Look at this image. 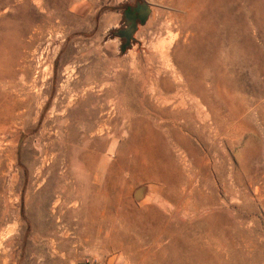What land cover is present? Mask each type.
<instances>
[{"label":"rangeland","instance_id":"374dc122","mask_svg":"<svg viewBox=\"0 0 264 264\" xmlns=\"http://www.w3.org/2000/svg\"><path fill=\"white\" fill-rule=\"evenodd\" d=\"M129 87L180 110L181 144L113 107ZM112 255L264 264V0H0V264Z\"/></svg>","mask_w":264,"mask_h":264},{"label":"bare ground","instance_id":"6f19581e","mask_svg":"<svg viewBox=\"0 0 264 264\" xmlns=\"http://www.w3.org/2000/svg\"><path fill=\"white\" fill-rule=\"evenodd\" d=\"M118 77V76H116ZM181 78V75H180ZM150 82V81H149ZM172 85L167 83L166 81H159L158 82V88L159 91L167 93L171 90ZM117 91V89H116ZM137 98L136 96H134V91L133 89H131V87L127 88V90L124 93V97L122 100H120L119 102H112L113 107H117L120 111V114L123 112H126L128 114L129 121H130V117L133 118V115H145L146 113H148L147 111H151L153 114L158 110V117L157 120H155L154 122H152V126L156 129V128H160V131H158V133L161 135L162 138H169L165 141V145L169 146L170 145H174L172 143L171 140H180V144H181V138L179 135L181 134V119H183L181 117V112L179 109L176 108H172L171 110H160L159 105L156 104L155 101H153V99L150 98H140V99H135ZM117 100V99H116ZM71 104V103H70ZM111 104V103H110ZM169 105V104H168ZM71 106V105H70ZM181 108V107H180ZM12 116V115H11ZM10 116V117H11ZM146 118V116H145ZM184 123V120H183ZM131 126V124H130ZM104 127V126H103ZM96 129V128H95ZM129 129V128H128ZM101 130V129H100ZM95 131V130H94ZM90 132V127H87L84 131V133ZM96 133V131H95ZM98 133V132H97ZM93 134V133H91ZM97 135V134H96ZM99 135V134H98ZM97 135V136H98ZM179 137V138H178ZM89 138V137H86ZM177 138V139H176ZM213 143V142H212ZM178 144V145H180ZM182 152V151H181ZM180 153V152H179ZM181 158V157H180ZM181 160V159H180ZM179 160V161H180ZM183 160V159H182ZM225 161V160H224ZM185 162V161H184ZM91 164V163H90ZM183 164V162H182ZM184 165V164H183ZM215 182V181H214ZM197 183V182H196ZM148 185V184H147ZM223 186V185H222ZM86 188V187H85ZM229 188V187H228ZM183 190V189H182ZM181 190V191H182ZM191 190V189H190ZM224 190V189H222ZM257 190V189H256ZM74 191V190H73ZM180 191V190H179ZM149 192V194H148ZM162 192L161 189H159V187L156 186H152L150 185L149 187L147 186H142L140 188L137 189V191L134 193L133 199H134V204L136 206H143L145 204H148L149 202L151 203V201L153 200V197L155 196V193H160ZM183 192V191H182ZM258 192V191H257ZM100 193V192H99ZM200 194V193H199ZM230 194V192H229ZM219 195V194H218ZM87 199V198H86ZM211 199V198H210ZM40 201V200H39ZM43 203V202H42ZM184 204L187 203L186 201L183 202ZM222 203V202H221ZM87 204V203H86ZM128 205V208H132L133 209V205L131 203H129V201H127L126 203ZM132 205V206H131ZM161 205V204H160ZM169 205V204H167ZM182 206V205H181ZM42 207V206H41ZM184 207V206H183ZM182 208V207H181ZM211 209V208H210ZM162 210V209H161ZM185 210V209H184ZM218 210V209H216ZM91 211V210H90ZM214 211V210H213ZM210 212V211H209ZM103 214V213H101ZM100 214V215H101ZM37 215V214H36ZM197 215V214H196ZM40 216V215H39ZM38 216V217H39ZM91 217V216H90ZM42 218V216L40 217ZM89 219V218H88ZM42 220V219H41ZM115 220V219H114ZM84 221V220H82ZM39 223V222H38ZM42 223V221H41ZM46 223V222H45ZM40 226V225H39ZM38 226V227H39ZM46 226V225H45ZM53 227V226H52ZM44 228V227H43ZM39 229V228H38ZM41 233V232H40ZM68 236V235H67ZM162 236V235H161ZM166 236V235H165ZM163 237V236H162ZM160 237V238H162ZM54 238V237H53ZM52 238V239H53ZM66 238V237H65ZM157 238V237H156ZM47 240V239H46ZM141 240V239H138ZM163 240V238H162ZM142 241V240H141ZM140 242V241H139ZM154 243V242H152ZM66 244V243H65ZM55 246V245H54ZM62 246V245H61ZM142 246V245H141ZM150 246V245H149ZM148 246V247H149ZM56 248V247H55ZM146 248V247H145ZM159 248V247H158ZM161 249V248H160ZM64 250V247H63ZM62 250V251H63ZM58 252V250H56ZM136 251V250H135ZM55 252V251H54ZM149 252V251H148ZM156 252V251H155ZM179 252V251H178ZM147 254V253H146ZM145 255V254H144ZM148 255V254H147ZM156 255V254H155ZM146 256V255H145ZM54 257V256H53ZM136 257V256H135ZM143 257V256H142ZM141 257V258H142ZM149 257V256H147ZM64 259V258H63ZM143 259V258H142ZM146 259V258H145ZM55 260V259H54ZM115 260V257L112 255L108 258L107 260V264H112ZM144 260V259H143ZM61 261V260H59ZM63 261V260H62ZM145 261V260H144ZM56 262V261H55ZM60 264V263H59ZM142 264V263H141ZM146 264V263H145ZM148 264V263H147Z\"/></svg>","mask_w":264,"mask_h":264},{"label":"water","instance_id":"95a60500","mask_svg":"<svg viewBox=\"0 0 264 264\" xmlns=\"http://www.w3.org/2000/svg\"><path fill=\"white\" fill-rule=\"evenodd\" d=\"M148 14L149 9L145 5H137L133 11L127 9L123 12L124 19L127 22V27L124 30H119L114 33V35L118 36L119 38L125 39V45L121 47L122 52L124 51L125 46L128 45L132 40V35L136 30V21H138L140 24H144Z\"/></svg>","mask_w":264,"mask_h":264},{"label":"flooded vegetation","instance_id":"af4514ba","mask_svg":"<svg viewBox=\"0 0 264 264\" xmlns=\"http://www.w3.org/2000/svg\"><path fill=\"white\" fill-rule=\"evenodd\" d=\"M136 3H137V2H136ZM136 3H135V4H136ZM134 6H135V5H134Z\"/></svg>","mask_w":264,"mask_h":264}]
</instances>
